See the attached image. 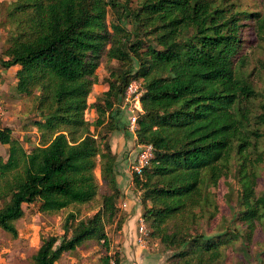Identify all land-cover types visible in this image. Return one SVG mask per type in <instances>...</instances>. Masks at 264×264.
<instances>
[{
  "label": "trees",
  "instance_id": "1",
  "mask_svg": "<svg viewBox=\"0 0 264 264\" xmlns=\"http://www.w3.org/2000/svg\"><path fill=\"white\" fill-rule=\"evenodd\" d=\"M7 20L12 30L0 70L18 67L16 92L34 103L40 141L27 150L9 128L0 131L9 147L0 156V229L17 238L16 223L30 207L71 210L62 235L42 237L31 264H58L94 243L109 252L107 228L122 230L127 217L110 138L127 130L121 106L135 80L144 89L137 143L154 149L143 174L133 175L149 237L170 252L167 264L251 257L257 236L264 239V60L252 70L248 61L253 37L264 49V5L252 11L242 0H15ZM104 58L116 67L90 103ZM231 177L236 200L219 227L217 202ZM94 202L95 214L82 216L80 208ZM112 258L121 264L119 252L101 262ZM259 260L264 264L262 249Z\"/></svg>",
  "mask_w": 264,
  "mask_h": 264
},
{
  "label": "rangeland",
  "instance_id": "2",
  "mask_svg": "<svg viewBox=\"0 0 264 264\" xmlns=\"http://www.w3.org/2000/svg\"><path fill=\"white\" fill-rule=\"evenodd\" d=\"M15 0H0V56H2L3 51L9 46V40L11 37L12 27L8 23L7 14L8 10L12 8ZM244 7H248L249 10H262L264 5V0H242ZM111 16L109 17V21ZM248 43L249 37H243ZM254 40L253 49L249 50V66L252 70L253 68H258L260 65V60H264V49L256 44V39ZM116 67V63L109 64L104 58L102 64L100 65L97 74L99 77L100 83L96 85L93 89V92L89 98L90 103H94L97 98L102 94L103 84L102 81L109 75L110 68ZM14 72V73H13ZM9 72L6 75H3V71L0 70V100L3 104V124L5 128H9L12 131V137L18 139L24 145L27 150H30L33 146L37 145L40 141V135L37 129L33 125V120L35 119L36 111L34 108V103L29 98H22L16 92L15 81V71ZM91 122L94 120V115L89 111L86 117ZM128 116L123 115V123L127 124ZM114 133L111 136V146L113 152L117 154L122 165L123 173L127 177L126 181H130L131 185L126 182L122 192L130 188L128 191L130 194H133L135 204L140 207L141 213L140 216H143L144 208L140 193H136L134 190L133 184V174L130 170V166L133 164L137 153V139L135 136L128 134L127 130L124 133ZM9 147L0 143V156L6 158L8 154ZM126 165V168L124 167ZM98 181L102 185L100 180L99 170L96 172ZM235 177V176H234ZM223 191L225 197H220L218 199V206L220 212L217 216L216 224L219 227L226 226V223L222 221L223 216H229L228 207L231 204H234L236 198L230 200L231 195H235L237 190L236 180L231 177L229 180H224L222 183ZM107 190L104 186L101 187V193H106ZM99 200V199H98ZM140 201V203H139ZM141 204V205H139ZM2 203L0 202V208ZM98 209V203L94 202L92 205H85L80 208V213L82 216H92L95 214V211ZM71 210H65L60 213H39L34 207H30L26 210L25 216L17 221L16 226L19 232L17 238H13L10 234L6 233L4 230L0 229V264H31L32 256L37 252L41 245V238L48 237L50 235H62V223L64 218ZM122 214L124 215L123 211ZM139 216V218H140ZM139 220V219H138ZM137 220V225H139ZM147 225V224H146ZM139 226H137L138 229ZM148 228V226H147ZM122 230H117L116 225L110 226L107 228V233L109 236L110 244L109 251L111 255H114L116 252L120 254L121 259V250H119V237L122 236ZM150 230L148 228V237L146 239V244L155 248V250L160 249L162 253L164 252V260L167 264V259L170 256V252L165 250V247L161 245L160 241L152 239L149 237ZM138 235V231H137ZM258 244L252 246L249 259H243L241 253L234 255L233 259L229 264H262L260 257V250H264V239L262 235H258L256 238ZM146 245V246H147ZM145 246V247H146ZM144 248V247H142ZM87 251V252H85ZM168 252V253H167ZM90 253V255H87ZM106 248L101 247L100 245L94 243L87 248V250H81L75 254L66 255L59 264H83L82 259H87L86 264H102L101 258L108 255ZM85 254L87 257H85ZM169 254V255H168ZM110 255V256H111ZM249 255V256H250ZM62 261V262H61Z\"/></svg>",
  "mask_w": 264,
  "mask_h": 264
},
{
  "label": "crops",
  "instance_id": "3",
  "mask_svg": "<svg viewBox=\"0 0 264 264\" xmlns=\"http://www.w3.org/2000/svg\"><path fill=\"white\" fill-rule=\"evenodd\" d=\"M17 70H18V67H14L8 71H3V75H6L9 72L15 71V74H14L15 76ZM15 81H16V78H15ZM102 88L104 90L103 86ZM92 115H94V119H95L96 117L95 113L92 112ZM117 133L120 134V132H117ZM118 163H119V173H118L119 175L117 177V180H118V185L122 191L124 190L123 188H127L125 184L128 181H126L127 177L123 173V169H124L122 168L123 164L120 165L119 159H118ZM124 167L126 168V165ZM128 183L130 186L131 185L130 181ZM129 189L130 188L122 192V197L119 202L121 211H123L124 215L127 217V220L125 224L123 225V228L121 231L122 236L119 237L120 239L118 241L119 243L118 248L119 250H121L120 252L122 254L121 264H166L164 260L165 258L163 256L165 255V253L164 252L162 253V250L160 252L159 248L158 250H155V248H152V246H149L147 244H146L147 245L146 247L142 248L137 243V226H138L137 220L139 219L141 209L135 204V201L133 200L134 195L130 194V192L128 191ZM89 246L85 245L79 248L78 250H76L75 252L66 253L62 258H64L66 255L75 254L76 252L81 251V250L82 251L85 249L87 250ZM87 255H90V253H87ZM108 255L109 256L111 255L110 251ZM85 257L87 256L85 255ZM61 260L63 261V259ZM86 262H87V259H82L81 263L86 264ZM71 264H74V263L72 262Z\"/></svg>",
  "mask_w": 264,
  "mask_h": 264
},
{
  "label": "built area",
  "instance_id": "4",
  "mask_svg": "<svg viewBox=\"0 0 264 264\" xmlns=\"http://www.w3.org/2000/svg\"><path fill=\"white\" fill-rule=\"evenodd\" d=\"M143 93H144V89L139 81L135 80L131 82L125 93L124 104L121 106V110L124 112L126 116H128L127 124H126L127 132L128 134L135 136L136 139H137L136 132L138 127V117H139L138 114L143 112L142 104H141V97ZM3 113H4L3 104L0 100V131L4 129ZM137 148H138V153L133 164L130 166V170L133 175L140 176L143 174L144 170L150 165L151 160L154 157V149L151 145H140V144H137ZM138 223H139L138 225L139 227L137 229L138 231L137 243L139 246L145 247L147 243L146 239L148 237V228L143 216H140ZM109 264H118V263L115 259L112 258Z\"/></svg>",
  "mask_w": 264,
  "mask_h": 264
}]
</instances>
